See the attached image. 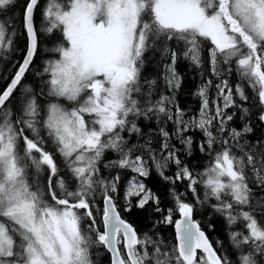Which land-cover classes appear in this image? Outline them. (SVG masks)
<instances>
[{"label": "snow or ice", "instance_id": "1", "mask_svg": "<svg viewBox=\"0 0 264 264\" xmlns=\"http://www.w3.org/2000/svg\"><path fill=\"white\" fill-rule=\"evenodd\" d=\"M14 3L0 0V13ZM40 5L26 0L27 52L0 90V264H96L93 249H102L109 264H264V138L248 139L250 117L264 123V0H43L39 31L60 39L51 49L58 58L38 73L37 92L23 80L38 49L34 13ZM14 35L0 22V49L10 48ZM167 41L182 42L184 57L197 66L207 44L211 73L219 79L202 83L198 113L187 119L174 97L182 84L179 53ZM158 42L171 57L164 91L158 78L143 75L145 54ZM233 71L240 80L235 85L224 78ZM211 88L217 99L210 98ZM250 100L258 113L244 107ZM233 108L245 121L239 128L230 126ZM140 118L174 124L173 133L159 127L158 151L151 138L130 145L125 133L146 135ZM194 129L203 134L198 148L209 158L202 172L185 164L181 148L170 142L174 135L191 155L186 133ZM109 151L117 157L104 163ZM148 160L173 186L187 181L196 203L215 200L212 207L230 227L239 223L240 230L229 232L232 251L209 239L186 192L171 188L174 207H160L140 179L150 175ZM173 164L175 173L166 175ZM101 165L136 174L123 205L121 176L105 177ZM149 204L161 213L157 224L174 225V243L141 233L126 218Z\"/></svg>", "mask_w": 264, "mask_h": 264}, {"label": "trees", "instance_id": "2", "mask_svg": "<svg viewBox=\"0 0 264 264\" xmlns=\"http://www.w3.org/2000/svg\"><path fill=\"white\" fill-rule=\"evenodd\" d=\"M26 0H15L14 5L10 6L8 9L3 10L0 13V22L7 25V30L9 33L15 32L13 38V45L8 49H0V88L6 86L8 81L11 79L13 74L19 67V63L23 61L27 47L28 38L23 27V8ZM42 8L43 0H41V5L36 9L34 13V22L38 30V49L37 53L33 58V63L30 65V70L26 73L23 83L34 88L37 92L40 91L42 86V77L38 75L43 71L45 62L50 59L58 58V54L51 51L55 47L56 42L60 39V34L56 33L54 35L46 34L39 31L42 24ZM168 47L176 50L179 55L177 58L176 69L182 78L181 87L175 91V103L185 112V119L192 117L198 113L201 105V98L197 95L198 89L202 86V83L211 79L214 83H219V79L213 76L211 73L210 65L208 63V51L206 44L204 51L202 53L203 63L199 66L193 64L189 59L185 58L183 55L184 45L183 43H177L175 41H167ZM164 47L163 43L158 42L157 45L145 54V66L143 69L144 77L148 79L158 78L160 83V91H164V65L171 62L170 55L163 53L162 49ZM224 78L229 80V83L235 85L240 82L239 76L233 71L231 75H227ZM210 98L217 99L216 89L211 88L209 90ZM16 96L20 95V91L17 90ZM249 95L252 93L249 90ZM42 99V97H41ZM239 100V98H236ZM253 101H248L244 104V107L249 108L251 113H258V108L253 107ZM229 112H236V116L233 121L230 122L232 127H241L244 120L240 119L242 113L237 109H228ZM252 127L254 131L248 137L249 140L255 141L259 138H264V123H261L258 119V115H252L250 117ZM138 125L145 132V137L140 138L136 135H128L125 133L126 137L129 139L130 145L132 144H143L145 139L151 138L153 148L159 150L162 137H160L158 129L163 126L170 133L174 132V124L172 122H166L161 125L155 118L151 120H146L140 118L137 120ZM193 133V134H192ZM187 134V133H186ZM193 139V149L192 154L187 155L183 152L182 146L179 144L175 136L173 135L171 143L175 144L178 148H181V159L185 164H187L194 172H202L207 164L208 156L199 151L198 145L203 140V134L198 130L194 129L192 132H188ZM145 159H148L147 152L144 153ZM117 154L115 152H107L104 163L109 160L115 159ZM150 175L148 177L141 178L146 186L152 190L160 198V207L162 209H168L174 207V201L170 194V189L175 187L181 193H187L184 199L187 202L195 204L194 218L201 222L202 228L206 231L209 239L213 242L220 241L222 246L229 251H232L229 240V232L240 230L239 223L237 225L229 226L227 220L220 213L216 212L212 207L216 203L215 200H208L203 204L196 203L195 197L187 189V181H178L174 186L169 182L165 181L160 175L156 167H153L151 160H148ZM103 168V165H101ZM176 171L175 165H170L166 170V175H173ZM121 176L119 182V193L118 199L121 205L124 204L123 195L120 191L122 186H124L126 180L129 176H134V173L130 170L123 169H108L103 168V175L110 178L113 175ZM199 196L200 199H204V188L202 185L199 186ZM97 201L101 202L102 197L99 192H97ZM154 204L147 205L144 209L133 208L130 213H125L126 218L134 223L138 231L150 232L152 234L158 235L160 238L167 242H175V232L174 225L157 224L156 222L161 219V213L154 211ZM179 214L174 216L177 218ZM155 225V227H153ZM94 252V249H93ZM96 264H109V256L102 250L94 252Z\"/></svg>", "mask_w": 264, "mask_h": 264}, {"label": "bare ground", "instance_id": "3", "mask_svg": "<svg viewBox=\"0 0 264 264\" xmlns=\"http://www.w3.org/2000/svg\"><path fill=\"white\" fill-rule=\"evenodd\" d=\"M26 52H27V50H26ZM25 55H26V53H25ZM24 57H25V56H24ZM16 71H17V70H16ZM14 74H15V73H14ZM14 74H13V76H14ZM13 76H12V77H13ZM12 77H11V78H12ZM10 80H11V79H10ZM10 80H9V81H10ZM9 81H8V82H9ZM5 87H6V86H5ZM3 88H4V86H2V87L0 88V90H2ZM237 98H239V97H237ZM189 132H192V130H190ZM192 134H193V133H192ZM186 135H190V134L187 133ZM153 167H155L154 164H153ZM118 174H119V173H118ZM135 175H136V174L134 173V176H135ZM134 176H129L128 179L126 180L124 186H122L121 191H120L122 194H124V191H125V189L127 188V184H128V182H129ZM140 179H141V178H140ZM179 218H180V217L178 216V217L175 218V219H179ZM195 219H196V218H195ZM196 220H197V219H196ZM86 223H87V221H85V224H86ZM203 230H204V229H203ZM204 231H205V230H204ZM174 232H175V228H174ZM205 232H206V231H205ZM98 250H99V249H94V252H96V251H98Z\"/></svg>", "mask_w": 264, "mask_h": 264}, {"label": "water", "instance_id": "4", "mask_svg": "<svg viewBox=\"0 0 264 264\" xmlns=\"http://www.w3.org/2000/svg\"><path fill=\"white\" fill-rule=\"evenodd\" d=\"M28 43H29V41H28ZM180 219V218H179Z\"/></svg>", "mask_w": 264, "mask_h": 264}]
</instances>
